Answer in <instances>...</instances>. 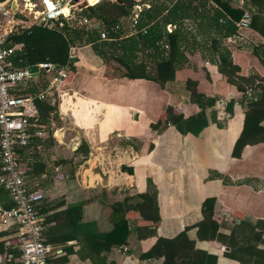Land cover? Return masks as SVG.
I'll return each instance as SVG.
<instances>
[{"label":"crops","instance_id":"0c3cea01","mask_svg":"<svg viewBox=\"0 0 264 264\" xmlns=\"http://www.w3.org/2000/svg\"><path fill=\"white\" fill-rule=\"evenodd\" d=\"M247 30L264 42V17L254 20L253 27L249 25ZM227 48L242 74L248 75L254 70L263 76V68L255 55L264 56V47L253 53L250 48L234 47L230 40ZM185 56V67L175 73L171 81L177 85L176 92L158 87L165 95L172 96L173 102L162 105L159 112L149 116L145 108L147 98L143 96L149 87L138 80L124 78H120V83L109 82L116 85L115 93L121 89L133 94L127 105L117 107L118 103L108 98L105 65L95 67L85 63L79 48L75 72L59 86L58 93L50 95L56 101L57 118L36 128L41 135L32 133L28 146L20 155L24 172L32 169L36 162L45 165V175H51V179L46 180L45 175H41L39 179L46 181L47 188L40 185L39 188L50 195L51 201L61 196L66 204L82 200L83 220L94 221L100 232L109 230L113 222L122 219L144 224L136 213H115L113 207L122 199H134L148 186L156 189L160 211V221L156 225L158 238L137 241L130 234L123 250H116L117 264H135L139 253L146 250L154 256L146 264L157 263L169 249L183 252L189 248L188 238L195 239L196 249L216 255V264H239L226 258L223 253L229 248L216 241L220 221L217 218L209 220L201 214L205 198H215V210L224 220L240 221L243 218L250 223L260 221L264 226V143L253 144L262 132L259 123L264 121V100L259 98L258 92L241 100L242 94L225 82L207 54L202 56L198 50L189 49ZM187 78L198 80V90L206 95H217L225 103L233 99L231 112L224 110L222 115L218 114L217 107L216 122L196 137L180 135L171 126L160 134L150 131L141 134L138 129L120 134L118 126L112 124L113 118L120 114L123 121L129 122L134 113L137 115L135 121L144 118L141 129L146 126L148 129L150 123L163 115L166 105H173L184 113L195 112L196 108L188 106L181 95L180 83H177ZM59 121L60 126L57 125ZM138 140L142 142L139 148L135 143ZM121 141L130 143L120 144ZM82 142L87 144L89 153L79 165L86 163L84 174L78 179L76 170L79 166L72 167V164L75 166L78 162L79 156L74 152ZM63 161L69 162L63 164ZM211 172L221 174V178H210ZM71 175L74 180H69ZM51 183L54 192L48 188ZM63 208L65 206L60 209ZM4 236L0 231L1 246ZM261 239H264V227L262 235L256 237V243ZM101 245L97 243L95 250L99 251ZM259 248L264 249V243L257 247L243 246L238 252L254 257ZM4 262L0 258V264ZM181 264H189V261Z\"/></svg>","mask_w":264,"mask_h":264},{"label":"trees","instance_id":"16d2710c","mask_svg":"<svg viewBox=\"0 0 264 264\" xmlns=\"http://www.w3.org/2000/svg\"><path fill=\"white\" fill-rule=\"evenodd\" d=\"M147 2L149 1L90 0L91 6L79 10L78 17L98 21L108 33L107 41H99L95 30H87L84 26H75L64 21L55 23V29H47L41 25L19 28L6 40L7 47L21 45V49L11 56L9 68L25 69L44 62L63 65L67 62L68 47L76 45L87 64L100 67L109 60H114L123 69L121 78L145 80L162 90L176 92L177 85L171 81L175 73L185 67V52L189 51L190 46H198L208 51L210 62L216 65L217 72L225 82L242 94L241 100L248 96L247 93H250L251 98L254 92H258L259 98L264 100V56L257 53L258 49L264 47V42L254 32L237 27V23L245 15L250 17L251 27L254 20H258L260 16L264 17V0H240L239 4L234 0H156V4ZM139 5L142 9L136 18L135 33L129 34L123 25L126 21L131 25L133 10ZM118 24L120 30L116 31L114 26ZM168 25L173 27L171 31H168ZM197 36L201 37V43ZM230 40H233V46L236 48H250L251 52L257 53L255 56L263 68V76H259L254 70H250L248 75L241 73L240 66L234 63L227 48ZM165 45L168 46L167 49ZM83 49L87 51L83 52ZM71 72L74 73L75 68L72 67ZM42 76L41 81L44 79L43 74ZM177 83H180L181 95L188 106L195 107L196 111L184 113L173 105H166L163 115L150 123L148 130L160 134L171 126L180 135L196 137L211 123L216 122L220 100L217 95L200 92L198 80L187 78ZM234 103L233 99L227 102L225 111L231 112ZM35 104L38 117L30 133H34L36 128H41L49 120L57 118L54 96L49 95L44 100H37ZM57 125L60 126V121ZM259 126L262 132L253 141L255 145L264 143V121H261ZM88 153L87 144L82 142L74 152V155L79 157L72 167L77 168L84 162ZM66 162L69 161H63V164ZM44 170L45 165L36 162L32 169L24 172V177L30 185L37 184L46 189V181L39 179L41 175L46 174ZM49 176L51 175H45L46 180L51 179ZM217 177L221 178V174L210 173V178ZM69 180H74V176L71 175ZM48 186L52 191L55 190L53 183ZM59 198L51 201L50 195L45 194L37 208L43 226V236L50 247L48 264H117L116 250H123L128 244L130 234H133L137 241L158 238L156 225L160 221V211L157 191L152 186H148L134 199L117 201L113 207L115 213H136L144 224L122 219L113 222L109 230L103 232L98 231L94 221L83 220L82 200L66 204L63 196ZM0 205H12L1 185ZM64 206L65 208L60 209ZM201 214L209 220L217 218L220 221L215 238L217 242L229 248L223 253L226 258L236 260L239 264H264V249H257V255L254 257L238 252L243 246L257 247L259 243H264V239L256 243V237L262 235V222L250 223L243 218L240 221L224 220L219 216V211L215 210L213 197L203 200ZM188 242L189 248L183 252L169 249L154 264H181L183 261H189V264H216V255L196 249L194 238H188ZM97 243H102L99 251L95 250ZM1 247L0 243V252ZM9 252L13 253L14 259L5 261L4 264H21L19 252L16 249ZM153 258L150 250L142 251L135 264H146Z\"/></svg>","mask_w":264,"mask_h":264},{"label":"built area","instance_id":"2783aa9c","mask_svg":"<svg viewBox=\"0 0 264 264\" xmlns=\"http://www.w3.org/2000/svg\"><path fill=\"white\" fill-rule=\"evenodd\" d=\"M12 1L16 5V12L6 5ZM84 1L86 0H78V3ZM144 6L149 7L148 4ZM141 9L139 5L133 10L129 34L135 33L134 26ZM78 11L73 0H65L63 5L59 0H39L37 3L29 1L23 10H20L18 0H0V185L12 202L9 207L0 205V231L5 234L0 258L4 261L13 260L14 255L9 250L16 249L21 264H48L50 249L43 236L41 218L37 214V208L45 194L37 184L30 185L25 179L20 155L33 134L41 135L36 131L30 133L38 117L35 102L58 93L59 86L68 79L71 68H75L79 49L76 45H70L65 64L44 62L41 65H31L38 67V73L30 74L28 68L31 66L25 69L9 68L11 56L21 49V45L7 47L6 40L19 28H25L24 26L41 25L47 29H55V23L64 21L84 26L87 30H95L99 41H107L108 33L98 21L78 17ZM249 24L250 17L245 15L237 23V27L248 29ZM170 28L173 27L168 25V31H171ZM114 29L120 30V24L114 26ZM164 47L167 49L168 46ZM42 74L44 79L41 81ZM217 107L218 114L222 115L226 103L219 101Z\"/></svg>","mask_w":264,"mask_h":264},{"label":"rangeland","instance_id":"374dc122","mask_svg":"<svg viewBox=\"0 0 264 264\" xmlns=\"http://www.w3.org/2000/svg\"><path fill=\"white\" fill-rule=\"evenodd\" d=\"M29 1L32 3H37L39 0H18V2L20 4V10L25 9V4L29 3ZM80 1H83V0H80ZM86 1L88 2V4L90 3V0H86ZM148 1L149 2H147V3L153 2L156 4V0H148ZM234 1L236 4L240 3V0H234ZM141 8H142V6H141ZM25 13H26V11L24 12V14ZM123 27H124V30H126L127 32H130L131 26H130L128 21L125 22ZM189 28H191V27H189ZM170 29L172 30V28H170ZM194 32L196 33V31H194ZM197 39L201 43V41H202V40H200L201 37L197 36ZM190 50H193V51L198 50L202 54V56H206V54H208L207 50H206L207 52H205V49L203 50L202 48H200L198 46H196V47L190 46ZM82 51L85 52V51H87V49H83ZM103 72H104V79H106V81L108 82V83H106V85H107L106 89L108 90L107 94H108L109 101H111V102L115 101L116 103H118L117 107L120 106V108H121V105H127L130 101V98L133 96V94L132 93L128 94L124 90H121V89H119L115 93L116 85L109 83V82L115 83L116 81H118V82L120 81L121 74L123 72L122 67H120V65L116 61L109 60L105 64ZM137 82L141 83V85L143 84L145 87H149V88H146V90L148 89V91L145 90L143 92V94H144L143 96H145V98H147V100H146L147 105H145V108H146L147 114L149 116L154 115L156 113V111L159 112L160 109L162 108V105L173 102L174 98L172 96H170L169 94L165 95V92L160 90L158 88V86H156L155 84H153L151 82L143 81V80H138ZM127 83H129V82H127ZM201 86H202L201 90H203L204 85L201 84ZM131 87L136 88L134 86H131ZM170 97H172V99H170ZM121 110H125V109H121ZM129 120H130L129 122L123 121L122 116L120 114V116L113 118L112 124H115L116 126H118L119 129L117 131H119L120 134L133 133V131H136L137 129H138L137 132H139L141 134H144L146 131L149 132V130L147 129V126H146V128L141 129V127L144 125V122H145L144 118H141L139 122L135 121L134 113H132ZM133 120H134V122H133ZM111 133H113V131ZM114 134H118V133H114ZM121 138H124V137H121ZM77 140H79V142L82 141V139H80V138H77ZM121 140H124V139H121ZM79 142L77 141V144ZM122 143L127 144L130 142L121 141L120 144H122ZM135 143L137 144L136 146L138 148L142 144V142L139 140L136 141ZM127 159L128 158H126L124 160H127ZM85 169H86V163L82 164L81 166H79L77 168L76 175H77L78 179H81V176L84 174Z\"/></svg>","mask_w":264,"mask_h":264},{"label":"water","instance_id":"95a60500","mask_svg":"<svg viewBox=\"0 0 264 264\" xmlns=\"http://www.w3.org/2000/svg\"><path fill=\"white\" fill-rule=\"evenodd\" d=\"M59 1H60V3H61L62 5L65 3V0H59ZM73 2L77 4V9H78V10H81V9L87 7V6H91V5H89L88 2H86V1L81 2V3H78V0H73ZM6 5H7V6H10V8H11V10H12L13 12H16V5H15L14 1H12V2H10V3L7 2ZM28 72H29L30 74H37V73H38V67H37V66H31V67H29V68H28ZM134 118H135V119L137 118V115H136V114H134Z\"/></svg>","mask_w":264,"mask_h":264},{"label":"bare ground","instance_id":"6f19581e","mask_svg":"<svg viewBox=\"0 0 264 264\" xmlns=\"http://www.w3.org/2000/svg\"><path fill=\"white\" fill-rule=\"evenodd\" d=\"M63 11H64V13H66V9H64ZM120 161H125V160L124 159H121Z\"/></svg>","mask_w":264,"mask_h":264}]
</instances>
